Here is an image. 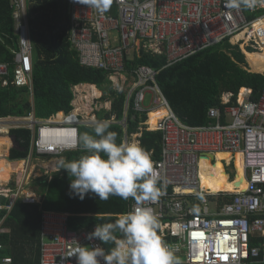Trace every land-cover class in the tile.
I'll return each mask as SVG.
<instances>
[{
    "label": "built area",
    "instance_id": "built-area-1",
    "mask_svg": "<svg viewBox=\"0 0 264 264\" xmlns=\"http://www.w3.org/2000/svg\"><path fill=\"white\" fill-rule=\"evenodd\" d=\"M225 2L112 0L110 9L101 14L70 0L72 49L82 67L108 73L113 89L125 95L124 117L99 119L100 112L112 110L113 100L105 99L97 86L86 83L74 86L70 112H60L45 120L34 115L0 117L2 135L18 129L34 132L31 147L39 157H58L80 150V128L94 127L98 120L120 125L125 144H140L143 131L160 132L161 156L152 160L164 195L143 206L151 207L160 219L161 238L177 250V256L186 258L181 264H264V92L257 101L252 100L251 89L244 88L237 96L224 93V111L211 108L208 118L212 122L192 127L184 124L170 107L157 82L160 71L137 62L143 54L163 56L167 68L225 42L239 47L245 56L250 52L264 53V0H256L253 8L239 10L227 9ZM11 3L19 49L14 52V62L0 63V84L6 88L12 83L32 91L34 46L28 1ZM162 109L164 116L152 124L151 115ZM130 111L135 113L133 119L136 114L147 115L134 134L127 131ZM223 152L231 155L229 160L221 161L228 179L232 178L230 183L237 182V156H242L245 190L237 187L234 191L214 193L205 187V173L218 161L216 155ZM1 158L9 156L0 155ZM29 186L27 167L21 175L15 174L14 179L0 183V196L9 198L7 205H0V232L19 201L42 205L41 197ZM129 201L128 212L136 205L131 198ZM70 216L42 212L40 264H77L80 247L91 248L93 244L108 252L103 242L88 240L95 226L70 229ZM0 264H13V260L6 257Z\"/></svg>",
    "mask_w": 264,
    "mask_h": 264
},
{
    "label": "trees",
    "instance_id": "trees-1",
    "mask_svg": "<svg viewBox=\"0 0 264 264\" xmlns=\"http://www.w3.org/2000/svg\"><path fill=\"white\" fill-rule=\"evenodd\" d=\"M27 1L34 46V95L31 100L28 88H17L12 83L3 88L0 84V117L25 116L33 110V106L36 116L42 119L51 118L60 111L70 112L72 86L88 83L96 85L105 96L114 99L113 111L99 113L98 118L111 119V116L116 114L121 119L124 113L125 95L113 89L108 73L82 67L78 54L71 49L69 0ZM13 11L11 0H0V63L13 62V51L18 50ZM251 53L245 56L239 47L225 42L167 68H164L166 58L163 56L143 54L137 62L139 65H147L160 71L157 82L173 112L184 124L200 127L212 122L208 118L211 108H220L224 111L225 108L221 103L224 93H233L237 96L246 88L253 91L252 100H259L264 92V53ZM134 114L130 111L128 115V134L138 132L140 124L147 118V115L136 114L133 119ZM161 117L163 115L160 112L153 113L150 122L158 121ZM93 129L94 127H81L80 134L87 132L94 135ZM109 130L117 133L118 144L123 143L124 130L120 125H111ZM11 134L15 136L18 147L11 151L10 160L26 159L31 149V131L18 129ZM140 142L141 146L152 153L154 161L160 159L162 150L160 132L143 131ZM10 145L11 141L8 137H0L2 157H7L4 148ZM4 154L6 156H3ZM83 154L81 150L69 153L67 160H77ZM217 158L216 165L205 173L204 183L220 192L224 189L220 184L221 179L225 183L227 180L221 161L229 158L225 156ZM2 163L9 168L8 180H0V183L4 184L10 180L11 173L24 167L23 163L13 165L6 158L0 159V168ZM53 167L54 163L48 165V168ZM71 179L73 177H69L65 170L63 176L55 175L50 184L46 179L41 180L42 185L38 193L45 197L42 206L26 205L22 202L16 204L0 232L2 247L0 261L10 257L13 264L41 263L43 211L70 214L69 227L73 230L114 222L121 214L129 211L130 201L117 196L104 201L99 200L95 194L88 193L84 199H80L71 194ZM227 191L232 190L227 189ZM8 202V196H0V205H7ZM104 246L107 251L114 247L111 243Z\"/></svg>",
    "mask_w": 264,
    "mask_h": 264
},
{
    "label": "clouds",
    "instance_id": "clouds-1",
    "mask_svg": "<svg viewBox=\"0 0 264 264\" xmlns=\"http://www.w3.org/2000/svg\"><path fill=\"white\" fill-rule=\"evenodd\" d=\"M99 13H106L112 0H73ZM256 0H226L229 10L255 7ZM227 15V13H226ZM111 121L98 120L94 135L87 132L78 137V147L84 153L77 160H61L59 166L69 177L71 194L80 199L93 193L99 200L117 196L136 202L132 211L121 214L114 222L96 225L88 240H99L114 247L82 246L77 252V264H181L176 249L158 234L161 222L145 202L157 201L164 192L151 154L138 143H117V133L110 131ZM103 154V155H102ZM106 157V158H104ZM256 250L253 249V254Z\"/></svg>",
    "mask_w": 264,
    "mask_h": 264
},
{
    "label": "crops",
    "instance_id": "crops-1",
    "mask_svg": "<svg viewBox=\"0 0 264 264\" xmlns=\"http://www.w3.org/2000/svg\"><path fill=\"white\" fill-rule=\"evenodd\" d=\"M70 1V0H69ZM12 4V3H11ZM14 19V18H13ZM14 21H15V19H14ZM15 35H16V37H18V35H17V25H16V21H15ZM32 37V36H31ZM18 49H19V44H18ZM71 49H72V46H71ZM73 50V49H72ZM15 51H18V50H14L13 51V54H14V52ZM14 58H15V56H14ZM247 58V57H246ZM14 62V61H13ZM8 63H12V62H8ZM250 68V67H249ZM86 84H88V83H86ZM78 85V84H77ZM91 85H93V84H91ZM74 86H76V85H74ZM74 86H72V88H71V92H72V100H71V107H72V109H73V101H74V97H75V95H74V92H73V88H74ZM96 86V85H95ZM24 88H28L29 89V92H30V95H31V100L33 99V95H34V86H33V90L31 91L30 90V88L29 87H24ZM97 89L99 90V91H101V92H103L102 90H100L98 87H97ZM104 94V93H103ZM104 98L105 99H111V100H113L114 101V99L113 98H109V97H107V96H105V94H104ZM71 109V110H72ZM113 111V105H112V110L110 111V112H105V113H111ZM60 112H64V111H60ZM59 112V113H60ZM124 112H125V107H124ZM100 113H102V112H100ZM58 114V113H57ZM57 114H53L52 116H54V115H57ZM30 115H34L37 119H39V120H45V119H48V118H45V119H42V118H39V117H37L36 116V113H35V110H34V106H33V110L29 113V114H27V115H25V116H9V117H28V116H30ZM99 115V114H98ZM113 115H116V114H113ZM112 115V116H113ZM51 116V117H52ZM111 116V117H112ZM123 117H124V113H123ZM122 117V118H123ZM121 118V119H122ZM84 127H93V126H84ZM25 130H29V131H31V133H32V139H31V143H32V141H33V136H34V132L32 131V130H30V129H25ZM14 131V130H13ZM12 132V131H11ZM3 137H8L9 139H10V141H11V145H10V148H8V149H4V152H7V156H9V158H7V160L8 161H10V163H12L13 165H15V164H17V163H23L24 164V167H27V169L29 170V178H30V186H29V188L31 189V191L33 192V193H35L37 196H39V197H41V199H42V205H43V203H44V200H45V197H44V195H41V194H39L38 193V191L40 190V188H41V180H43V179H46L47 180V183L48 184H50L51 182H52V180H53V178H54V176L55 175H57V174H60L61 176H63V174H64V172H65V170H63V169H61V167L59 166V162L61 161V160H65V161H68L67 160V155L69 154V153H72V152H77V151H71V152H66L64 155H62V156H58V157H55V156H47V157H39V156H37L36 155V152L34 151V150H32V147H31V149H30V154H29V156L26 158V159H22V160H16V161H13V160H10V155H11V151L14 149V148H17L18 146H15L14 145V140H16V138H15V136H13L11 133L9 134V135H2ZM78 151H80V150H78ZM6 155V154H5ZM50 163H54V167L51 169V168H48V165L50 164ZM32 165V166H31ZM23 167V168H24ZM5 166H3V170H5ZM22 168V169H23ZM22 169L21 170H19V171H15V172H13V173H11V178L13 177V179H14V175L15 174H18V175H21V173H22ZM3 174H5V177H7V175H8V173L6 172V171H3ZM44 174H46V175H44ZM16 177V176H15ZM10 178V179H11ZM19 178H21V176H19ZM9 182V181H8ZM20 202V201H19ZM18 202V203H19ZM24 204V203H23ZM26 205H38V204H26ZM42 205H40V206H42ZM16 206V205H15ZM14 209V208H13ZM13 211V210H12ZM11 211V212H12ZM10 215V214H9ZM8 215V216H9ZM8 219V218H7ZM7 221V220H6ZM4 227V226H3ZM3 229V228H2Z\"/></svg>",
    "mask_w": 264,
    "mask_h": 264
},
{
    "label": "bare ground",
    "instance_id": "bare-ground-1",
    "mask_svg": "<svg viewBox=\"0 0 264 264\" xmlns=\"http://www.w3.org/2000/svg\"><path fill=\"white\" fill-rule=\"evenodd\" d=\"M252 54V53H251ZM160 113H161V115H163L164 116V113H165V111L162 109V110H160L159 111ZM157 121H151V123L152 124H155ZM0 137H3L2 136V134L0 133ZM218 156H227L229 159H230V154L229 153H219V154H217L216 155V157H218ZM228 159V160H229ZM207 163H208V161H207ZM217 163V162H216ZM236 164H237V166H239V168H238V175H239V178H237V182L236 183H230L229 182V180H228V175L226 174V178H227V180H226V183H225V181L223 180V179H221V181H220V184H221V187H223L224 189L223 190H221V191H227V189H230V190H232V191H234L237 187L239 188V189H241V190H245L246 188H247V181H246V179H245V174H244V167H243V159H242V156L241 155H238L237 156V162H236ZM216 164H213V165H209L210 166V168L208 169V171L207 172H209V171H211V168L213 167V166H215ZM208 166V167H209ZM5 169H9V168H7V166H6V168ZM2 171H3V165L1 166V168H0V180H3V181H7L8 180V176L7 177H5V176H2L1 174H2ZM206 172V173H207ZM205 176H206V174H205ZM206 183H204V185H205ZM205 187L207 188V189H210V190H212L214 193H217L218 191H215L213 188H211V187H209L207 184L205 185Z\"/></svg>",
    "mask_w": 264,
    "mask_h": 264
},
{
    "label": "rangeland",
    "instance_id": "rangeland-1",
    "mask_svg": "<svg viewBox=\"0 0 264 264\" xmlns=\"http://www.w3.org/2000/svg\"><path fill=\"white\" fill-rule=\"evenodd\" d=\"M251 69V68H250ZM256 73V72H255ZM145 105L147 106V105H149V97L147 98V100H146V102H145ZM225 157H227V156H225ZM2 165L3 166H5L6 167V164L5 163H2ZM32 166V165H31ZM236 167H237V170H238V168H239V166H237V164H236ZM3 171H6L8 174H9V169H5V170H3ZM3 171H2V176H5V174H3ZM44 175H46V174H44ZM8 176V175H7ZM237 178H239V175L237 176ZM232 179V178H231ZM231 179H228V180H231Z\"/></svg>",
    "mask_w": 264,
    "mask_h": 264
},
{
    "label": "water",
    "instance_id": "water-1",
    "mask_svg": "<svg viewBox=\"0 0 264 264\" xmlns=\"http://www.w3.org/2000/svg\"><path fill=\"white\" fill-rule=\"evenodd\" d=\"M252 71V70H251ZM253 72V71H252ZM14 145L18 146V143L16 140H14ZM196 206L199 208L200 207V203L198 201L195 202ZM181 259V262H185L186 258L184 256H178Z\"/></svg>",
    "mask_w": 264,
    "mask_h": 264
}]
</instances>
